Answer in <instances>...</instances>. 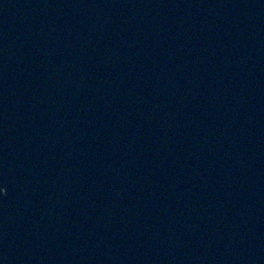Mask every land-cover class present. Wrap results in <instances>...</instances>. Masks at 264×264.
Segmentation results:
<instances>
[{
  "label": "water",
  "instance_id": "1",
  "mask_svg": "<svg viewBox=\"0 0 264 264\" xmlns=\"http://www.w3.org/2000/svg\"><path fill=\"white\" fill-rule=\"evenodd\" d=\"M0 264H264V0H0Z\"/></svg>",
  "mask_w": 264,
  "mask_h": 264
}]
</instances>
